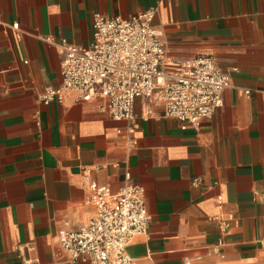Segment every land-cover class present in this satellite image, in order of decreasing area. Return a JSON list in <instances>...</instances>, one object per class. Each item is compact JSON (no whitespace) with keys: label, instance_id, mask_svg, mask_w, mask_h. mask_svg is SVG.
I'll return each mask as SVG.
<instances>
[{"label":"crops","instance_id":"0c3cea01","mask_svg":"<svg viewBox=\"0 0 264 264\" xmlns=\"http://www.w3.org/2000/svg\"><path fill=\"white\" fill-rule=\"evenodd\" d=\"M152 7L172 60L212 54L230 74L199 129L145 98L131 120L100 98L39 99L61 83L55 42L87 47L95 13ZM126 171L151 216L125 248L136 264H264V0H0V264H90L71 260L58 233L94 216L85 173L116 192ZM216 214L233 219L209 253Z\"/></svg>","mask_w":264,"mask_h":264},{"label":"built area","instance_id":"2783aa9c","mask_svg":"<svg viewBox=\"0 0 264 264\" xmlns=\"http://www.w3.org/2000/svg\"><path fill=\"white\" fill-rule=\"evenodd\" d=\"M156 12L157 8L152 7L129 18L95 13L92 40L87 47L66 39L55 42L61 56V83L44 88L39 99L63 103L71 93L78 101L100 98L106 101L113 118L131 120L136 100L145 98L161 104L164 116L179 120L181 128L199 129L201 122L223 105V91L230 85V74L212 54L172 60L165 34L154 23ZM146 112L151 113L150 107ZM132 143L135 145L136 140ZM83 176L95 213L78 230H60L61 246L73 261L136 264L125 248L134 237L148 233L151 216L144 187L129 181V171L124 174L126 183L116 192L108 185L96 184L88 173ZM198 182V178H193V185ZM217 199L220 202L221 196ZM232 219L231 214L209 218L217 223L220 233L217 242L209 246V253H219ZM259 244L264 248V236ZM190 262L185 260L186 264Z\"/></svg>","mask_w":264,"mask_h":264}]
</instances>
